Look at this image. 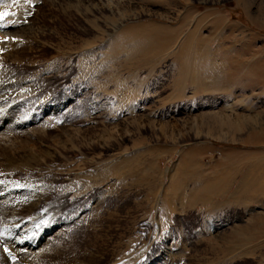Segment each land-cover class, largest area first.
<instances>
[{"label":"rangeland","instance_id":"rangeland-1","mask_svg":"<svg viewBox=\"0 0 264 264\" xmlns=\"http://www.w3.org/2000/svg\"><path fill=\"white\" fill-rule=\"evenodd\" d=\"M4 13L0 264H264V0Z\"/></svg>","mask_w":264,"mask_h":264},{"label":"bare ground","instance_id":"bare-ground-1","mask_svg":"<svg viewBox=\"0 0 264 264\" xmlns=\"http://www.w3.org/2000/svg\"><path fill=\"white\" fill-rule=\"evenodd\" d=\"M201 42V41H200ZM238 128H241V125L240 126H237ZM29 162V161H28ZM6 163H7V165L8 166H13V164L15 163V161H13L11 158H7V161H6ZM28 164V163H27ZM249 173V172H248ZM248 175V174H247ZM1 176V175H0ZM2 177V176H1ZM252 179H254V177L252 178ZM2 180V179H1ZM0 180V190L1 189H4V188H6L8 185H7V183L6 182H4V180L3 181H1ZM8 180V179H7ZM251 180V179H250ZM249 180V181H250ZM248 181V180H247ZM248 181V182H249ZM254 181H256V180H254ZM247 183V182H246ZM242 184V183H241ZM251 184V183H250ZM253 184V183H252ZM14 190H16V189H14ZM47 207H51V204H49V205H47ZM29 208H31V209H34L35 208V206H33V207H29ZM43 216H44V214H42V213H39V214H36V215H34L32 218H34V219H36V220H40V219H42L43 218ZM41 221V220H40ZM19 222V221H18ZM21 222H23V221H21ZM21 222H19V223H21ZM14 223V222H13ZM17 223V222H16ZM10 226V225H9ZM38 226V225H37ZM17 227L18 228H14V230L12 229V227H11V229L13 230V231H11V233L9 234L10 236L9 237H5V234L7 233V232H10V231H8V230H6V231H1V238H5V240H3V242H7L8 243V245H11L12 246V248H14L15 249V251L16 252H21V251H28L29 249H31L32 247L31 246H33V245H35V243H37V241L38 240H40V238L42 237V235H43V230L41 229L38 233H34V231H33V233L31 232V231H29L28 233H27V235L25 234V235H23V233L25 232V231H23V230H20L21 229V225H17ZM17 230V231H16ZM20 230V231H19ZM26 230V229H25ZM8 235V234H7ZM8 238V239H7ZM2 240V239H1ZM1 240H0V244H1ZM10 249H11V247H10ZM10 249H9V252H12V251H10ZM8 252V253H9ZM16 254V253H15ZM8 255V254H7ZM11 255V254H10ZM13 255V254H12ZM14 256V255H13ZM93 259V258H92Z\"/></svg>","mask_w":264,"mask_h":264},{"label":"snow or ice","instance_id":"snow-or-ice-1","mask_svg":"<svg viewBox=\"0 0 264 264\" xmlns=\"http://www.w3.org/2000/svg\"><path fill=\"white\" fill-rule=\"evenodd\" d=\"M3 15H7V13H4V14L0 15V19H2V18H3Z\"/></svg>","mask_w":264,"mask_h":264}]
</instances>
